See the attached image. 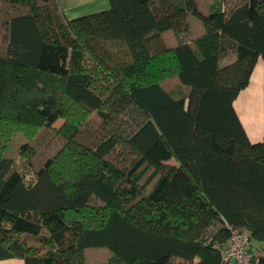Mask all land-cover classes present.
I'll return each instance as SVG.
<instances>
[{"label":"trees","instance_id":"1","mask_svg":"<svg viewBox=\"0 0 264 264\" xmlns=\"http://www.w3.org/2000/svg\"><path fill=\"white\" fill-rule=\"evenodd\" d=\"M108 3L0 0V261L231 264L232 231L263 249L264 146L233 101L264 0Z\"/></svg>","mask_w":264,"mask_h":264},{"label":"crops","instance_id":"2","mask_svg":"<svg viewBox=\"0 0 264 264\" xmlns=\"http://www.w3.org/2000/svg\"><path fill=\"white\" fill-rule=\"evenodd\" d=\"M66 17L74 19L108 9V0H58ZM234 111L251 143L264 146V59L259 57L250 79L233 101ZM264 246L253 243L252 249ZM4 264H24L19 259L1 260ZM15 262V263H12ZM2 263V264H3Z\"/></svg>","mask_w":264,"mask_h":264},{"label":"built area","instance_id":"3","mask_svg":"<svg viewBox=\"0 0 264 264\" xmlns=\"http://www.w3.org/2000/svg\"><path fill=\"white\" fill-rule=\"evenodd\" d=\"M226 263L256 264L264 256V248L257 251L250 250V238L247 232L232 231L227 245L221 250Z\"/></svg>","mask_w":264,"mask_h":264},{"label":"rangeland","instance_id":"4","mask_svg":"<svg viewBox=\"0 0 264 264\" xmlns=\"http://www.w3.org/2000/svg\"><path fill=\"white\" fill-rule=\"evenodd\" d=\"M61 123H62V120L61 119H58V120H56L54 123H53V127H55V128H58L60 125H61ZM168 163H175L173 160H170V161H168ZM24 168H25V166H24ZM31 174H32V172H28L27 174H26V179L27 180H29V179H32V176H31ZM3 262H0V264H2ZM4 263H6V262H4ZM3 263V264H4ZM12 263H15V262H12ZM179 263V262H178ZM231 264H235V263H231Z\"/></svg>","mask_w":264,"mask_h":264}]
</instances>
